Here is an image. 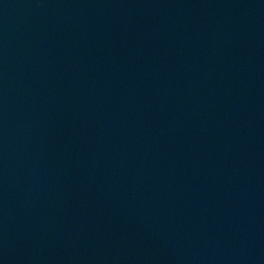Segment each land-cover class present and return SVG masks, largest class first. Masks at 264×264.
I'll return each instance as SVG.
<instances>
[{
  "label": "water",
  "instance_id": "obj_1",
  "mask_svg": "<svg viewBox=\"0 0 264 264\" xmlns=\"http://www.w3.org/2000/svg\"><path fill=\"white\" fill-rule=\"evenodd\" d=\"M0 264H264V0H0Z\"/></svg>",
  "mask_w": 264,
  "mask_h": 264
}]
</instances>
